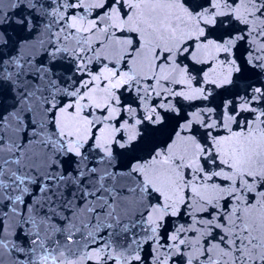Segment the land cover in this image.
<instances>
[{
  "label": "snow or ice",
  "instance_id": "6c2138e0",
  "mask_svg": "<svg viewBox=\"0 0 264 264\" xmlns=\"http://www.w3.org/2000/svg\"><path fill=\"white\" fill-rule=\"evenodd\" d=\"M0 264H264V0H0Z\"/></svg>",
  "mask_w": 264,
  "mask_h": 264
}]
</instances>
